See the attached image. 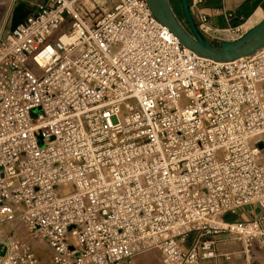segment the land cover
I'll return each mask as SVG.
<instances>
[{
    "label": "built area",
    "instance_id": "built-area-1",
    "mask_svg": "<svg viewBox=\"0 0 264 264\" xmlns=\"http://www.w3.org/2000/svg\"><path fill=\"white\" fill-rule=\"evenodd\" d=\"M187 1L209 42L242 32L211 27L205 0ZM263 155L264 46L198 56L145 0H44L0 35L9 264H43L34 239L50 264H124L148 248L163 264H205L229 259L221 233L264 264ZM248 205L261 215L225 221Z\"/></svg>",
    "mask_w": 264,
    "mask_h": 264
},
{
    "label": "water",
    "instance_id": "water-1",
    "mask_svg": "<svg viewBox=\"0 0 264 264\" xmlns=\"http://www.w3.org/2000/svg\"><path fill=\"white\" fill-rule=\"evenodd\" d=\"M154 17L177 38L179 43L198 56L227 62L249 56L264 46V17L236 39L214 44L201 34L187 0H178L183 22L174 12L170 0H145Z\"/></svg>",
    "mask_w": 264,
    "mask_h": 264
},
{
    "label": "crops",
    "instance_id": "crops-1",
    "mask_svg": "<svg viewBox=\"0 0 264 264\" xmlns=\"http://www.w3.org/2000/svg\"><path fill=\"white\" fill-rule=\"evenodd\" d=\"M94 1L100 4L106 2V0H94ZM108 1L110 2V5L114 3V0H108ZM41 3H44V0H38L36 4V11H37V5ZM87 5L89 7L92 6L91 1H88ZM36 11H33L32 14L36 13ZM201 11L205 15L208 25H210L213 28H217V29L228 28L231 31H234L235 29H240L242 32L238 36H236V38H238L240 35H242L247 29H249L252 26V25L248 26L250 18H252L256 14L258 15V13L262 15L260 20L264 17V0H205L201 5ZM11 16L13 15L11 14ZM24 19L25 17L20 21L16 22L14 25L21 23L22 21H24ZM194 20L198 25L199 24L198 19L194 17ZM11 22L13 23V20H11ZM246 26L248 27L244 30V27ZM228 35H231V32L230 34L225 33L222 39L217 40L216 42H214V44H218L223 40L236 39V38H232V39L228 38L227 37ZM240 209L244 211L247 210L249 211L248 219L231 218L229 214H228L229 218H225L227 215L226 213L224 214L225 221H232L234 219L251 220L261 215V209L255 205H248ZM2 223H8V222H1L0 225ZM11 228L12 227L10 226V228L3 235H0L1 250H3L1 242L3 238L6 237V235L12 232ZM218 238L220 240L217 245L218 249L228 252L230 254L229 259H225L221 256H218L215 259L206 260L205 264H247L245 262V255L242 253L240 249H237V243L230 235L221 233L220 235H218ZM36 255L38 257L40 256L37 253ZM139 256L140 255L138 254L134 256L135 258L134 257L133 258L138 260L137 257ZM133 258L131 259L130 262H133L132 261ZM124 264H128V263L126 262Z\"/></svg>",
    "mask_w": 264,
    "mask_h": 264
},
{
    "label": "rangeland",
    "instance_id": "rangeland-1",
    "mask_svg": "<svg viewBox=\"0 0 264 264\" xmlns=\"http://www.w3.org/2000/svg\"><path fill=\"white\" fill-rule=\"evenodd\" d=\"M37 2H38V0H17L15 2L11 3L8 0H5V2L3 0H0V35L4 34L5 31H7V30L11 29L13 26H15L14 24L16 22H18L21 19H23L24 17H27L28 15L32 14L33 11H36ZM170 3H171V6H172L174 12L176 13L177 17L179 18V20L181 22H183L182 15L180 13L178 0H170ZM10 14H12L13 16H10ZM11 20H13V23L11 22ZM256 23H257L256 21L254 22L252 20V18H250L248 26H251V25L253 26ZM248 26L244 27V30ZM227 37L232 39V38H236V35L235 36L234 35H228ZM37 113H39L38 108L34 109L31 112L32 115H36ZM228 214L231 216V218L248 219L249 211L248 210L244 211L242 209H238L235 213H231V212L227 213L225 218H229ZM195 236H196V232H191L186 239V244H189L193 240V238H195ZM41 243H42V246L38 247L36 249V251L40 255L39 258L41 260L43 259V264H50V261L48 258V252L45 250H41V248L44 247V243L43 242H41ZM149 250H154V252H156L158 254V258H156L155 262L157 264H163L161 257H160L161 256L160 252L158 251L157 248H148V249L142 251L139 255L144 254V253L148 252ZM134 258L132 261H134ZM0 260H1L0 264H9L6 260V258L4 257V250H1V246H0ZM130 263L131 262H129L128 264H130ZM136 264H140V263L136 262Z\"/></svg>",
    "mask_w": 264,
    "mask_h": 264
},
{
    "label": "bare ground",
    "instance_id": "bare-ground-1",
    "mask_svg": "<svg viewBox=\"0 0 264 264\" xmlns=\"http://www.w3.org/2000/svg\"><path fill=\"white\" fill-rule=\"evenodd\" d=\"M258 13V12H257ZM261 14L258 13V15H254L252 17V20L255 22H258L261 18ZM252 22V21H251ZM255 25V24H254ZM252 27V26H251ZM262 161H264V155L262 156L261 158ZM10 224L9 223H3L0 225V235H3L9 228H10ZM43 242L42 240L40 239H37V240H33L32 241V244H33V248H34V251L38 254V252L36 251V249L38 247H41L42 246V243ZM44 243V242H43ZM41 250H45L48 252V254L50 253V249H49V246H47L45 243H44V247L41 248ZM161 257V256H160ZM137 259H134L133 262H131L130 264H136V262L140 263V264H157L155 262L156 258H158V254L156 252H154V250H149L148 252L144 253V254H141L139 257H137ZM140 260V261H139Z\"/></svg>",
    "mask_w": 264,
    "mask_h": 264
}]
</instances>
